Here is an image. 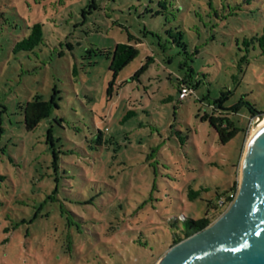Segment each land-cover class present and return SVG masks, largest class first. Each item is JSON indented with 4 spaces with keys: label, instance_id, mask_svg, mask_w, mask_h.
<instances>
[{
    "label": "rangeland",
    "instance_id": "374dc122",
    "mask_svg": "<svg viewBox=\"0 0 264 264\" xmlns=\"http://www.w3.org/2000/svg\"><path fill=\"white\" fill-rule=\"evenodd\" d=\"M262 26L264 0H0V264H156L185 219L221 216L264 117V55L243 45ZM117 43L138 55L108 94Z\"/></svg>",
    "mask_w": 264,
    "mask_h": 264
},
{
    "label": "water",
    "instance_id": "95a60500",
    "mask_svg": "<svg viewBox=\"0 0 264 264\" xmlns=\"http://www.w3.org/2000/svg\"><path fill=\"white\" fill-rule=\"evenodd\" d=\"M255 113V123L264 118ZM156 264H264V126L246 144L231 204L206 229L171 246Z\"/></svg>",
    "mask_w": 264,
    "mask_h": 264
},
{
    "label": "trees",
    "instance_id": "16d2710c",
    "mask_svg": "<svg viewBox=\"0 0 264 264\" xmlns=\"http://www.w3.org/2000/svg\"><path fill=\"white\" fill-rule=\"evenodd\" d=\"M246 4L249 5V0H245ZM38 32L32 31V33L21 43H18L17 46H28L32 47L38 41ZM257 45L261 54L264 55V26L261 28V32L251 36L249 39H244L243 45L246 47ZM138 55V49L135 45L126 44V43H117L113 51L111 53L110 63H109V71L112 74V80L108 83L107 93L110 94L111 89L115 83L116 77L118 73L128 65L136 56ZM147 59V58H146ZM147 61H149L147 59ZM242 61L243 58H242ZM146 63H143L140 68L135 72V76L141 75L145 70H147ZM187 84V82H183ZM192 87H195L192 84H187ZM219 101H214L213 105H216ZM238 105H234L230 109H225L229 111L236 112ZM45 112V104L40 102H28L23 108V119L24 125L27 130H33L38 126L40 121L43 118V113ZM254 110L250 109V114L253 117ZM262 114V113H260ZM126 120V119H125ZM202 120L208 121L210 126L216 132L219 142L221 144H227L237 133V129L234 127L233 121L229 117H216L213 114H205L202 116ZM237 192V181L233 182V185L225 191L223 194V198L219 196V202L217 205L211 206V210H217L219 208L227 207L233 199L230 195L236 194ZM190 199L195 198V194H189ZM186 222V230L183 233V238L178 237L174 239L173 245L179 243L183 239L190 237L191 235L198 233L204 229H206L212 223V219L209 217L208 213H206L203 217L199 219H185Z\"/></svg>",
    "mask_w": 264,
    "mask_h": 264
},
{
    "label": "built area",
    "instance_id": "2783aa9c",
    "mask_svg": "<svg viewBox=\"0 0 264 264\" xmlns=\"http://www.w3.org/2000/svg\"><path fill=\"white\" fill-rule=\"evenodd\" d=\"M194 92L192 86H189L187 84H182L179 88H178V100L182 101L184 100L186 97L190 96L192 93ZM236 194L230 195V197L232 199H234ZM231 204V203H230ZM229 204V205H230ZM228 205V206H229ZM227 206V207H228Z\"/></svg>",
    "mask_w": 264,
    "mask_h": 264
},
{
    "label": "bare ground",
    "instance_id": "6f19581e",
    "mask_svg": "<svg viewBox=\"0 0 264 264\" xmlns=\"http://www.w3.org/2000/svg\"><path fill=\"white\" fill-rule=\"evenodd\" d=\"M262 126H264V118L261 121L255 123L252 134H254Z\"/></svg>",
    "mask_w": 264,
    "mask_h": 264
}]
</instances>
